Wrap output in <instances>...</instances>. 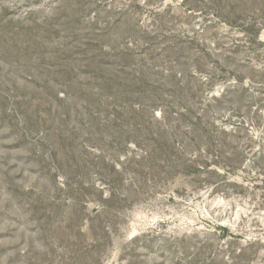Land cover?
I'll list each match as a JSON object with an SVG mask.
<instances>
[{
  "label": "rangeland",
  "instance_id": "rangeland-1",
  "mask_svg": "<svg viewBox=\"0 0 264 264\" xmlns=\"http://www.w3.org/2000/svg\"><path fill=\"white\" fill-rule=\"evenodd\" d=\"M0 264H264V0H0Z\"/></svg>",
  "mask_w": 264,
  "mask_h": 264
}]
</instances>
